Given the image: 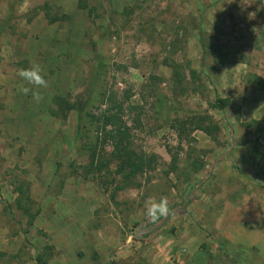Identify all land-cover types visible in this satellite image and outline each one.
<instances>
[{"label": "rangeland", "instance_id": "1", "mask_svg": "<svg viewBox=\"0 0 264 264\" xmlns=\"http://www.w3.org/2000/svg\"><path fill=\"white\" fill-rule=\"evenodd\" d=\"M102 93L154 170L94 169ZM0 264H264V0H0Z\"/></svg>", "mask_w": 264, "mask_h": 264}, {"label": "trees", "instance_id": "2", "mask_svg": "<svg viewBox=\"0 0 264 264\" xmlns=\"http://www.w3.org/2000/svg\"><path fill=\"white\" fill-rule=\"evenodd\" d=\"M229 105V99H218L213 104V107L215 109H224ZM78 110L82 128H86L85 120L89 124L98 125L99 127L97 141L88 140L84 143L87 150L94 155L97 154L100 147L98 143L100 142L102 151L107 153L104 146L109 144V142L111 143L112 151L108 154L109 158L103 161L104 159L100 157L101 160L94 167L97 172L101 173L106 168L109 171L111 165H116L120 173L125 174L127 177H134L144 173L146 170L155 169L156 156H150L148 159L142 158L134 148L130 127L125 120V102H118L113 100L112 96L102 93L100 106L96 112H88L84 108ZM175 162L176 159H174ZM93 164L91 166H94Z\"/></svg>", "mask_w": 264, "mask_h": 264}, {"label": "clouds", "instance_id": "3", "mask_svg": "<svg viewBox=\"0 0 264 264\" xmlns=\"http://www.w3.org/2000/svg\"><path fill=\"white\" fill-rule=\"evenodd\" d=\"M17 75L29 85H33L37 88L46 87V81L40 74L39 66L34 65L30 69L20 70ZM23 91L27 94L29 92V88L25 87ZM33 95L36 96V93H33ZM147 214L152 217L153 220L160 216H166L168 214L167 200L165 198H161L158 202H150L147 205Z\"/></svg>", "mask_w": 264, "mask_h": 264}, {"label": "water", "instance_id": "4", "mask_svg": "<svg viewBox=\"0 0 264 264\" xmlns=\"http://www.w3.org/2000/svg\"><path fill=\"white\" fill-rule=\"evenodd\" d=\"M162 223V221L156 223L155 225H153L152 227L150 228H147V229H142V230H139L135 233V237H138L140 235H144V234H147L148 232H151L153 230H155L158 226H160V224Z\"/></svg>", "mask_w": 264, "mask_h": 264}]
</instances>
